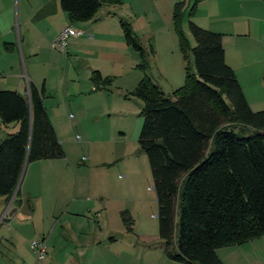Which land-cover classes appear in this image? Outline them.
<instances>
[{
	"label": "trees",
	"instance_id": "obj_1",
	"mask_svg": "<svg viewBox=\"0 0 264 264\" xmlns=\"http://www.w3.org/2000/svg\"><path fill=\"white\" fill-rule=\"evenodd\" d=\"M204 0H178L172 21L177 45L192 69L183 85L165 95L144 74L131 93L142 102L137 137L145 155L157 204V238L165 257L181 264H223L216 251L240 246L264 234V110L252 111L233 69L224 58L223 34L190 20ZM72 22H88L121 0H58ZM187 13L190 46L180 29ZM125 45L145 72V51L130 25L119 20ZM95 87L111 80L93 71ZM28 94L0 90V122L16 125L0 141V198L6 201L24 165L64 159L47 115L44 87L27 83ZM19 188L12 200L18 197ZM127 233L133 220L121 213Z\"/></svg>",
	"mask_w": 264,
	"mask_h": 264
},
{
	"label": "rangeland",
	"instance_id": "obj_2",
	"mask_svg": "<svg viewBox=\"0 0 264 264\" xmlns=\"http://www.w3.org/2000/svg\"><path fill=\"white\" fill-rule=\"evenodd\" d=\"M28 1L34 5L38 0ZM171 1L144 0L131 5L130 0H121L115 6V20L130 25L145 51L144 73L137 67L141 63L139 55L125 46L122 31L109 27L102 42L88 49L89 52L86 48L79 51L76 57L69 51L68 60L66 54L52 49L54 40L42 41L39 55L29 69V78L23 64L28 81L45 85L44 106L65 154L64 159L28 164L27 175L35 171L43 176L40 189L44 194L37 196L35 203L39 206L56 196L59 206L70 205L85 212L92 209L83 219L87 222L88 217L94 227L96 220L105 215L109 227L118 229L116 234L121 233L124 242L130 244L131 264H152L139 251L144 245L148 249H162L157 239V204L149 166L137 144L142 102L131 93L145 74L165 95H170L183 85L185 66L193 68L191 56L187 63L177 45L172 21L175 2ZM102 12L100 9L98 14ZM255 16L253 22L258 27L251 35L246 22L233 28V33L241 36L232 40L256 61L253 67L259 79L264 73V3ZM193 17L190 20L197 24ZM179 26L193 46L187 13L181 16ZM86 57L92 58L101 68L98 71L111 80L109 87H93L82 72L79 78L76 76L74 68ZM25 181L26 168L21 190ZM38 187L37 182V191ZM122 212L133 220L130 234L123 226Z\"/></svg>",
	"mask_w": 264,
	"mask_h": 264
},
{
	"label": "crops",
	"instance_id": "obj_3",
	"mask_svg": "<svg viewBox=\"0 0 264 264\" xmlns=\"http://www.w3.org/2000/svg\"><path fill=\"white\" fill-rule=\"evenodd\" d=\"M139 1L144 0H130V4ZM176 1L178 0L171 2ZM262 3L264 0H204L198 4L193 17L196 25L223 34L225 62L233 69L252 111L264 110V73L258 79L256 68L253 67L256 61L250 58L244 47L232 40L233 37L241 36L232 30L247 22L248 34L251 35L258 27L253 20L257 19L255 13ZM102 9L103 12L97 13L91 21L72 22L61 10L58 0H38L34 5L26 0H0V90L26 95V84L30 81L23 72V64L29 78V69L33 66L34 57L39 55L42 41L52 42L66 25L92 35L91 39L86 35L69 39L67 53H64L66 60L69 51L76 57L80 54L79 51L83 52L85 48L91 50L102 42L108 35L109 28L120 32L119 22L115 20V7ZM97 68L101 69L92 58L86 57L74 70L78 78L79 72H82L93 85L91 74L98 71ZM35 86H43L45 90L44 83ZM14 130L16 125L3 126L0 122V141ZM49 166L50 164L47 167ZM27 167L28 165L25 184L21 190L22 182L20 183L19 194L14 202L13 199L6 201L5 198H0V264L132 263L130 244L124 242L121 233L116 234L118 229L109 227L105 215L96 220L94 227L88 217L87 222L83 219L92 209L87 208L85 212L72 209L70 205L59 206L56 196L48 198L46 203L38 206L35 199L44 194L40 189L43 176L35 171L27 175ZM33 240H43L46 244V256L40 262L35 261L30 248ZM232 248L234 250H228L227 247L216 251L223 264H264V234L258 239ZM139 251L152 264H181L167 259L162 249L157 250V247L148 249L144 245Z\"/></svg>",
	"mask_w": 264,
	"mask_h": 264
},
{
	"label": "built area",
	"instance_id": "obj_4",
	"mask_svg": "<svg viewBox=\"0 0 264 264\" xmlns=\"http://www.w3.org/2000/svg\"><path fill=\"white\" fill-rule=\"evenodd\" d=\"M86 35L88 38H92L91 34L85 33L81 30H76L70 25L64 26L54 41L51 44L53 50H58L63 53H67V42L71 38H76L79 36ZM27 94H28V86L26 84ZM30 248L34 255V259L36 262L42 261L46 256V244L43 240H33L30 242Z\"/></svg>",
	"mask_w": 264,
	"mask_h": 264
},
{
	"label": "water",
	"instance_id": "obj_5",
	"mask_svg": "<svg viewBox=\"0 0 264 264\" xmlns=\"http://www.w3.org/2000/svg\"><path fill=\"white\" fill-rule=\"evenodd\" d=\"M25 168H26V165H24V167H23V169H22V172H21V175H20V178H19L18 184H17V186H16V188H15V190H14V192H13V194H12L10 200H12V199L14 198V196H15V194H16V192H17L19 186H20V183H21L22 176H23V174H24V170H25Z\"/></svg>",
	"mask_w": 264,
	"mask_h": 264
}]
</instances>
